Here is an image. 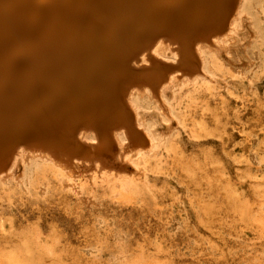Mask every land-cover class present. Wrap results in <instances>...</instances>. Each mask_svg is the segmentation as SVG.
I'll use <instances>...</instances> for the list:
<instances>
[{
	"label": "rangeland",
	"instance_id": "rangeland-1",
	"mask_svg": "<svg viewBox=\"0 0 264 264\" xmlns=\"http://www.w3.org/2000/svg\"><path fill=\"white\" fill-rule=\"evenodd\" d=\"M249 3L213 46L225 66L209 64L200 82L162 40L174 68L156 63L151 78L170 83L167 100L139 99L161 147L151 164L136 155L125 176L65 183L29 162L0 179V264H264V0Z\"/></svg>",
	"mask_w": 264,
	"mask_h": 264
},
{
	"label": "bare ground",
	"instance_id": "bare-ground-1",
	"mask_svg": "<svg viewBox=\"0 0 264 264\" xmlns=\"http://www.w3.org/2000/svg\"><path fill=\"white\" fill-rule=\"evenodd\" d=\"M249 2L0 0V179L29 162L65 183L97 174L118 178L134 156L146 162L159 154L139 102L142 95L167 100L170 83L158 85L151 77L156 63L175 62L159 45L177 43L179 63L193 71L184 78L200 82L209 64L225 66L213 46L241 28ZM196 29L205 36L190 35ZM128 65L143 77L129 78ZM114 110L120 113L109 124ZM194 145L184 142L183 149Z\"/></svg>",
	"mask_w": 264,
	"mask_h": 264
},
{
	"label": "water",
	"instance_id": "water-1",
	"mask_svg": "<svg viewBox=\"0 0 264 264\" xmlns=\"http://www.w3.org/2000/svg\"><path fill=\"white\" fill-rule=\"evenodd\" d=\"M124 5V2L121 3V6L119 7V9L122 8V6ZM172 66V65H171ZM174 68V66H172V69Z\"/></svg>",
	"mask_w": 264,
	"mask_h": 264
}]
</instances>
